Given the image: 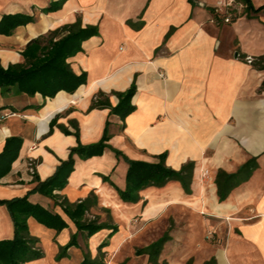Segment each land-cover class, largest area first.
<instances>
[{
    "label": "crops",
    "instance_id": "0c3cea01",
    "mask_svg": "<svg viewBox=\"0 0 264 264\" xmlns=\"http://www.w3.org/2000/svg\"><path fill=\"white\" fill-rule=\"evenodd\" d=\"M57 1L0 0V22L5 15L34 18L12 35L0 34L5 69L24 61L23 53L33 40L78 19L83 27L99 28V35L85 41L82 52L68 61L77 75L87 74V83L75 93L61 91L44 98L16 91L3 95L0 88V115H7L0 121V154L7 139L23 140L19 158L0 180V202L30 194L31 202L68 223L58 234L29 219L30 233L45 252L44 258L29 264H53L60 247L74 235L85 238L55 200L31 194L38 185L34 176L44 182L69 160L78 145L75 125L86 146L102 140L107 121L112 148L88 160L75 155V170L65 189L55 195L77 203L94 192L100 207L112 211L118 227L137 215L155 223L176 207L188 209L196 225L180 221L170 231L163 248L168 264H186L190 257L192 264L213 258L217 264H264V0L248 4L232 0L230 23L214 11L229 0H68L60 10L45 12ZM247 57L254 63L248 64ZM133 85L135 110L124 121L110 115V109L92 108L100 92L116 106L119 99L112 93L126 92ZM115 150L146 162L165 154L167 166L174 170L195 162L192 194L173 181L164 188L144 190L137 204L124 203L115 186L125 187L128 164ZM252 159H257L258 167L251 178L221 203L217 172L236 173ZM125 227L106 248H121L129 233ZM208 231L225 244L204 240ZM109 235V230H102L92 236L89 249L94 252ZM14 236L11 214L0 203V241ZM67 256L61 264H81L83 245L71 247Z\"/></svg>",
    "mask_w": 264,
    "mask_h": 264
},
{
    "label": "trees",
    "instance_id": "16d2710c",
    "mask_svg": "<svg viewBox=\"0 0 264 264\" xmlns=\"http://www.w3.org/2000/svg\"><path fill=\"white\" fill-rule=\"evenodd\" d=\"M67 1L54 2L45 9V12L58 11ZM238 1L248 4L249 0ZM33 21V17L24 14L5 15L0 22V34L12 35L18 27ZM97 35H99L97 26L83 27L82 20L78 19L74 24L65 25L33 40L23 53L24 61L22 63L10 65L5 69L0 62V88L3 95L16 91L30 97L39 93L44 98H54L61 91L75 93L87 83V74L77 75L68 61L82 52L85 41ZM135 93L136 86L134 85L126 92L112 93L119 99V103L112 106L110 96L100 92L94 98L92 108L110 109V115L118 116L124 121L135 110L132 104ZM110 125V121H107L100 142L86 146L81 144L79 127L75 125L78 145L71 150L69 160L63 162L55 175L44 182H41L35 175L34 179L38 181V185L31 192V194L40 193L55 200L56 206L63 210L64 214L75 224L78 232L83 233L87 239L102 230H109L108 240L101 244L99 251L107 247L109 239L119 231L118 226L112 223L114 219L112 211L103 209L107 213L104 222H101V218L97 216L94 220H89L88 215L100 207V200L94 192L90 193L85 200L77 203H71L68 199L55 195L54 192L62 191L67 186L69 178L75 170V155L83 160H88L102 156L105 149L112 148L109 144L111 140ZM51 126H54V121ZM62 129L65 133H70L67 129ZM22 145V138L7 139L4 150L0 154V180L11 171L13 163L19 158ZM114 152L117 158L123 157L128 164L125 187L121 189L115 186L124 203L137 204L142 200L141 193L144 190L151 187L164 188L173 181L179 182L187 195L192 194L195 162H187L180 170H174L167 166L165 154L158 156L156 162H146L130 160L120 151L115 150ZM257 167V159H252L236 173L228 174L219 170L215 178L219 201L225 202L236 188L251 178ZM104 179L109 181V178L105 177ZM29 196L30 194L24 198L0 202L7 206L15 228V236L12 240L0 241V264H29L45 257L44 251L39 247V239L30 233L28 224L30 218L36 219L37 222L55 230L58 234L68 227V223L61 215L49 211L40 204L31 202ZM77 237V234L74 235L69 244L60 247L61 252L57 259L66 257L71 247L78 246ZM169 240V235L165 234L146 250L138 253L139 255L148 254L150 264H159L164 245ZM102 254L103 252H101ZM84 256L83 264H105L102 257L98 255L92 259L90 251L84 250ZM205 264H217V261L213 258Z\"/></svg>",
    "mask_w": 264,
    "mask_h": 264
},
{
    "label": "rangeland",
    "instance_id": "374dc122",
    "mask_svg": "<svg viewBox=\"0 0 264 264\" xmlns=\"http://www.w3.org/2000/svg\"><path fill=\"white\" fill-rule=\"evenodd\" d=\"M205 180L207 181L208 179L205 178ZM103 209L105 208L98 207L97 209L93 210L92 214L88 215L89 220H94L97 216L101 218V222H104L107 213L104 212ZM191 214L192 213L188 209L176 207L172 210L171 214H168L166 217L162 216L161 219L155 223L143 221V218L140 215L134 216L127 224L120 223L118 228L121 230V227L126 226L125 228L129 233L121 248L117 250L110 251L105 247L102 249V251H99L100 245L93 252L89 249V239H87L85 236L84 239L77 237V243L79 244L80 242L83 245L85 251H90L92 259L96 258L97 255L102 257V259L105 261V264H150L148 254L139 255L138 252H143L146 250L149 247L147 246L148 244L156 242L162 238L165 233L169 235L170 231L174 230L176 226L179 225L180 221L184 223L187 221L193 223L192 225H196L195 219L191 217ZM113 218L114 219L112 223L117 225L115 217ZM204 240L212 243L215 241V243L220 246L225 244V239L215 240L211 231L207 232ZM60 252L61 250L59 249L53 264H61L62 261L68 259V256L62 259H57ZM101 252H103L102 255ZM188 260L189 261H187L186 264H192L194 259L190 257ZM83 261L84 259L82 260L81 264H83ZM159 264H168V262L164 259L163 251L160 255Z\"/></svg>",
    "mask_w": 264,
    "mask_h": 264
},
{
    "label": "built area",
    "instance_id": "2783aa9c",
    "mask_svg": "<svg viewBox=\"0 0 264 264\" xmlns=\"http://www.w3.org/2000/svg\"><path fill=\"white\" fill-rule=\"evenodd\" d=\"M233 7H234V2L232 0H229L226 2H220L214 11H215V13L221 15V19L223 20V22L230 23V22H232V20L234 18V14L232 11ZM254 61L255 60L252 57L246 58V62L248 64H253ZM6 116L7 115H0V121L3 120ZM29 166H30L31 174L35 175V163L33 162L32 159L30 160ZM202 176L204 179L205 178L209 179L208 178L209 177L208 171H205Z\"/></svg>",
    "mask_w": 264,
    "mask_h": 264
}]
</instances>
